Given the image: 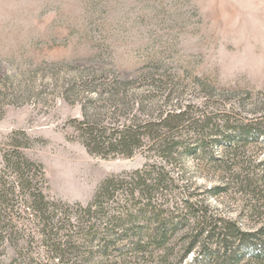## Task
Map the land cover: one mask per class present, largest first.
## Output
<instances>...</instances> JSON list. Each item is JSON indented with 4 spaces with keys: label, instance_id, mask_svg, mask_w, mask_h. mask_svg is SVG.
I'll return each instance as SVG.
<instances>
[{
    "label": "rangeland",
    "instance_id": "374dc122",
    "mask_svg": "<svg viewBox=\"0 0 264 264\" xmlns=\"http://www.w3.org/2000/svg\"><path fill=\"white\" fill-rule=\"evenodd\" d=\"M179 110L199 125L214 117L204 142L215 154L224 144L209 129L224 131L222 114L229 124L264 122V0H0V155L16 149L40 165L49 200L68 210L55 219L86 220L78 205L107 178L130 181L154 142L143 137L136 148L135 140L129 156L98 154L85 144V125L107 141L136 118L158 122ZM188 127L178 129L180 148L201 143ZM244 150L254 159L264 143ZM176 157L166 164L174 184L156 199L165 211L185 199L215 214L237 211L238 194L210 192L220 176L211 159L199 150ZM126 193L102 199L105 215L90 222L121 214L120 225H136L121 210L136 204ZM184 264L201 262L189 254Z\"/></svg>",
    "mask_w": 264,
    "mask_h": 264
},
{
    "label": "trees",
    "instance_id": "16d2710c",
    "mask_svg": "<svg viewBox=\"0 0 264 264\" xmlns=\"http://www.w3.org/2000/svg\"><path fill=\"white\" fill-rule=\"evenodd\" d=\"M220 117L226 118L224 131L209 129L224 144L216 154L204 142L205 126L214 117L206 116L199 125L189 111H167L158 122L136 118L135 127L115 130L107 141L101 140L104 131L85 125V144L98 154L108 149L129 156L135 140L136 148L143 137L154 142L146 149L148 161L133 172L130 181L107 178L86 205H78L75 213L87 219H79L77 225L55 219L57 212L67 214L68 210L49 200L40 165L20 156L16 149L3 151L0 264H184L189 254L201 264H264V151L254 159H243L246 146L264 143V122L229 124L228 114ZM185 122L194 139L203 136L198 147H179L184 134L178 129ZM197 150L220 172L210 192L238 194L235 213L215 214L188 199L173 212L157 203L174 184L166 164L177 160V155L193 156ZM118 191H127L131 197L136 193V204L121 206L126 219H136V225H120L121 214L108 218L103 226L91 223L93 215H105L101 200L113 198ZM175 210L184 211L185 217L165 214Z\"/></svg>",
    "mask_w": 264,
    "mask_h": 264
}]
</instances>
